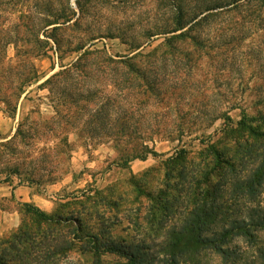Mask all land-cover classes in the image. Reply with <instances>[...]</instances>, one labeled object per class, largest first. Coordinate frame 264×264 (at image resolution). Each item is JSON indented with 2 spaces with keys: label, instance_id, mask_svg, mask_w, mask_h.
<instances>
[{
  "label": "rangeland",
  "instance_id": "obj_1",
  "mask_svg": "<svg viewBox=\"0 0 264 264\" xmlns=\"http://www.w3.org/2000/svg\"><path fill=\"white\" fill-rule=\"evenodd\" d=\"M209 1L215 0H175L185 21L197 16L183 30L192 28L199 46L191 40L168 44L173 33L155 34L174 27L169 0H0V188L26 187L22 191L42 204L29 203L50 214L75 217L82 210V223L105 239L124 245L161 241L164 231L147 228L151 203L136 197L131 179L146 176L147 187L160 189L161 160L184 149L190 152L188 161L198 163L210 144L233 146L223 130L243 111L264 114V10L248 17L246 12L220 14L217 8L207 18L201 10ZM70 14L65 24L62 19L49 24ZM85 51L89 54L80 60ZM106 55L117 62L130 58L154 85L153 92L137 91L124 76L127 68L108 63ZM59 71L64 73L43 85ZM25 76L31 81L16 100L15 86ZM104 104L100 129L89 130V116ZM73 123L78 128L69 130ZM151 150L156 158L151 153L138 158ZM21 203L18 196L0 195V240L15 233L24 218L30 221ZM260 205L264 210V188ZM234 243L246 252L244 262L255 258V248L244 239ZM76 258L92 261L71 254ZM202 262L222 264L212 253Z\"/></svg>",
  "mask_w": 264,
  "mask_h": 264
},
{
  "label": "trees",
  "instance_id": "obj_2",
  "mask_svg": "<svg viewBox=\"0 0 264 264\" xmlns=\"http://www.w3.org/2000/svg\"><path fill=\"white\" fill-rule=\"evenodd\" d=\"M169 1L174 10V27L155 34L173 33L166 40L168 44L174 40H191L200 46L202 43L196 35L191 34L192 28L183 30L197 16L185 21L182 5L175 0ZM207 2L201 8V11L206 12L207 18L212 17V11L217 8H220V14L246 12L248 17L264 10V0ZM72 15L57 17L49 24L58 23L61 19L64 21L60 24H65ZM197 22L192 25H198ZM57 29L56 26L52 31ZM178 31L182 32L177 34ZM49 38L52 39V36ZM52 40L59 49L60 42L55 36ZM80 46L76 49L82 50L84 45ZM138 48L136 45L134 49ZM87 54L89 53L85 51L80 60L87 57ZM103 58L108 63H120L127 68L124 76H127L126 80L137 91L145 87L147 92H153L154 85L140 69L134 67L130 58L120 59L118 62L107 55ZM62 73L64 71L53 74L43 85L52 82ZM30 81L31 78L25 76L15 86L18 92L15 93L16 100L23 93V86ZM86 92L88 95L93 94L89 90ZM76 95L81 96L82 93L77 92ZM76 95L69 94V98ZM3 102L10 104L9 100L3 99ZM109 104L111 108H115L112 102ZM107 105H101L91 113V122L87 124L89 130L96 132L100 129V115ZM15 111L16 105L10 110V115ZM107 115L112 118L109 112ZM226 118L229 122L230 118ZM22 125L20 123L18 127V135L21 134ZM74 125L75 123L69 130L78 128ZM223 131L233 142L231 148L224 147L222 143L210 144L199 153L198 156L202 159L198 163L188 161L190 152L184 149L161 160L159 165L164 169V177L160 189L147 187L146 176L138 180L131 179L136 197L143 196L151 203L146 214L147 228L151 231H164L163 239L158 243L152 245L143 241L137 245H124L111 238L105 239L93 232L91 227L84 225L82 210L75 212V217L72 213L64 216L47 213L31 203H21V211L24 217H30V221L24 218L15 233L0 240V264H204L202 258L207 253L220 257L222 264H264V240L261 239V233L264 234V210L260 207V196L264 188V114L258 112L248 116L243 111L241 119L235 124L227 125V129ZM148 153L155 158L158 156V153L151 150L138 158L145 160ZM170 187L174 188L175 194L168 193ZM84 202L80 205L81 208L85 207ZM104 202L109 206L118 205L117 201ZM157 210L160 212L159 216ZM176 214L180 215L177 223L173 222ZM59 232L64 234L58 235ZM238 239H244L249 248H255V258L252 261L244 262L246 252L240 249L239 244L234 243ZM155 247V252L146 251ZM75 252L92 261L71 259V254ZM111 257L116 259L110 260Z\"/></svg>",
  "mask_w": 264,
  "mask_h": 264
},
{
  "label": "crops",
  "instance_id": "obj_3",
  "mask_svg": "<svg viewBox=\"0 0 264 264\" xmlns=\"http://www.w3.org/2000/svg\"><path fill=\"white\" fill-rule=\"evenodd\" d=\"M22 188L26 189V187H22V186L14 188L11 185H7L5 187L0 188V191L3 190V193L0 195L5 196V197H11L14 194V196H18L22 202H25V203L36 202L37 205L41 206V204H42L41 201H39L35 195L30 194L29 190L28 191L27 190L22 191ZM18 192H19V195H18ZM21 192H24V193H21ZM15 220H16V217H15Z\"/></svg>",
  "mask_w": 264,
  "mask_h": 264
}]
</instances>
